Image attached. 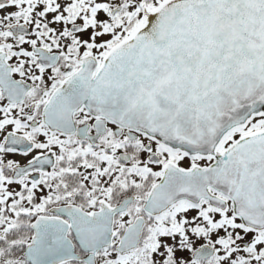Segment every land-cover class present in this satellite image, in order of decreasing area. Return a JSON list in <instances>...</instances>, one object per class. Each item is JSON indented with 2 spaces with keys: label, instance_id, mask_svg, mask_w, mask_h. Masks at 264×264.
<instances>
[{
  "label": "snow or ice",
  "instance_id": "obj_1",
  "mask_svg": "<svg viewBox=\"0 0 264 264\" xmlns=\"http://www.w3.org/2000/svg\"><path fill=\"white\" fill-rule=\"evenodd\" d=\"M0 264H264V0H0Z\"/></svg>",
  "mask_w": 264,
  "mask_h": 264
}]
</instances>
